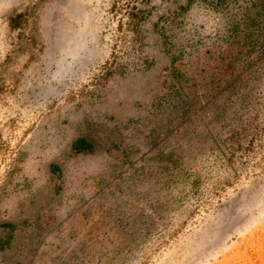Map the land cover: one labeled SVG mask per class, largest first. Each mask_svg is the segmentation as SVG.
<instances>
[{
    "label": "rangeland",
    "instance_id": "1",
    "mask_svg": "<svg viewBox=\"0 0 264 264\" xmlns=\"http://www.w3.org/2000/svg\"><path fill=\"white\" fill-rule=\"evenodd\" d=\"M0 264H264V0H0Z\"/></svg>",
    "mask_w": 264,
    "mask_h": 264
}]
</instances>
